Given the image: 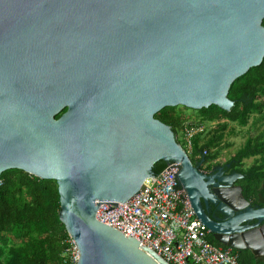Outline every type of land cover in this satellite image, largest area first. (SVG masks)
Here are the masks:
<instances>
[{"label":"water","instance_id":"obj_1","mask_svg":"<svg viewBox=\"0 0 264 264\" xmlns=\"http://www.w3.org/2000/svg\"><path fill=\"white\" fill-rule=\"evenodd\" d=\"M263 19L264 0H0V174L56 182L76 264H167L95 217L156 178L158 161L176 166L217 243L264 264V206L240 188L238 199L218 193L245 209L214 227L199 198L217 179L155 118L176 106L229 112L231 84L264 58Z\"/></svg>","mask_w":264,"mask_h":264},{"label":"trees","instance_id":"obj_2","mask_svg":"<svg viewBox=\"0 0 264 264\" xmlns=\"http://www.w3.org/2000/svg\"><path fill=\"white\" fill-rule=\"evenodd\" d=\"M228 98L234 102L229 112L215 105L200 110L176 106L163 108L155 118L171 128L178 143L179 140L182 142L181 134L186 126L214 124L209 131L207 129L192 139V153L205 152L207 160L220 156L230 124L245 127L253 116L259 118L253 122L262 123L261 130L258 133L249 130L244 144L232 156L244 174L246 196L255 198L264 185V58L259 66L250 68L231 84ZM65 110L55 118H59ZM190 113L194 120H190ZM250 158H253V163L244 167L243 160ZM165 167L164 162H156L154 173ZM59 211L55 181L41 180L17 169L2 172L0 264H72L69 255L71 239L60 221ZM210 241L220 246L212 237ZM233 252L237 255L238 264H261L250 251Z\"/></svg>","mask_w":264,"mask_h":264},{"label":"built area","instance_id":"obj_3","mask_svg":"<svg viewBox=\"0 0 264 264\" xmlns=\"http://www.w3.org/2000/svg\"><path fill=\"white\" fill-rule=\"evenodd\" d=\"M206 125H188L181 134L187 154L192 139L206 132ZM174 166L146 178L142 188L116 207L102 204L96 211L100 223L134 239L141 248L153 252L167 264H238L230 248L210 241L211 233L196 217L185 190L180 186ZM70 261L76 264L78 252L72 243Z\"/></svg>","mask_w":264,"mask_h":264},{"label":"flooded vegetation","instance_id":"obj_4","mask_svg":"<svg viewBox=\"0 0 264 264\" xmlns=\"http://www.w3.org/2000/svg\"><path fill=\"white\" fill-rule=\"evenodd\" d=\"M188 156L193 166H197V170L207 178H205V180L208 181L210 178L213 181V179L216 178L218 181L217 188H215V184L207 186L208 199H206V201L202 198H199L205 216L209 219H212V224L214 227H218V225L224 224L227 221L233 219L239 212L244 211L245 209L244 207L238 211L233 210V208L228 203L218 197V193L223 198L233 197L235 199H238L239 195L236 192V188H240L241 195L244 199L249 202V207L257 209L264 206L259 203V198H261L259 197V195L263 196L264 198V185L261 186V192L257 193V196L255 198H248L246 196L244 188V174L240 171L241 169H239V167L237 166L238 164L236 162L238 161L232 159V156L226 161H221L219 159L220 156L218 158H215L214 160H207V155L205 152L199 154L197 153L196 155L190 153L188 154ZM236 205L240 204L236 203ZM254 224L255 222L251 221L248 224L242 223L240 224V226L247 225L248 227L251 226V228H253ZM220 247L222 248L225 246H222L220 244ZM231 250L233 251L234 249Z\"/></svg>","mask_w":264,"mask_h":264},{"label":"rangeland","instance_id":"obj_5","mask_svg":"<svg viewBox=\"0 0 264 264\" xmlns=\"http://www.w3.org/2000/svg\"><path fill=\"white\" fill-rule=\"evenodd\" d=\"M192 113L189 114L190 120H194V117L191 116ZM259 118H256V116H253L252 119H250L249 123L245 127H239L236 124H230L229 129L227 132H225V137L222 144V151L219 159L221 161H226L228 158L233 156L237 150L242 147L244 144L248 131L254 130L255 133H258L261 130V127L263 126L262 123L255 124L253 121L257 120ZM214 126V124H206V129L208 131ZM180 144L182 145V142L179 140ZM253 163V158L244 160L245 167L250 166Z\"/></svg>","mask_w":264,"mask_h":264}]
</instances>
